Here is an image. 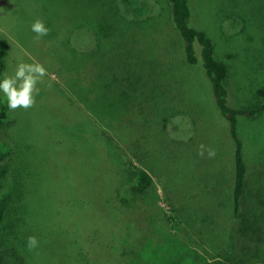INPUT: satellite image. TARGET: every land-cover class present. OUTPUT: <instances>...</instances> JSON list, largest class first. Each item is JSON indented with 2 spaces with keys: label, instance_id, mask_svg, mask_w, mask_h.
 I'll return each instance as SVG.
<instances>
[{
  "label": "rangeland",
  "instance_id": "obj_1",
  "mask_svg": "<svg viewBox=\"0 0 264 264\" xmlns=\"http://www.w3.org/2000/svg\"><path fill=\"white\" fill-rule=\"evenodd\" d=\"M243 2L191 0L193 26L210 35L217 57L231 68L227 87L234 108L264 106V94L257 93L264 92V45L252 39V14L234 6L224 20L216 19L222 6ZM37 18L50 29L39 40L31 31ZM0 39L5 45L0 80L14 75L19 62H38L47 70L35 105L8 109L0 130V234L12 231L17 237L23 229L22 241L36 237L32 263L83 262L84 249L61 226L77 227L95 248L102 247L97 241L103 233L120 225L105 194L113 181L112 163L134 161L127 146L141 147L140 136L157 173L147 162L155 187L145 201L154 213L143 219V227L160 243V252L147 245L136 250L128 228L117 227L115 245L136 250L131 262L125 261L213 264V244L219 243L236 253L239 264H264V227L246 234L241 219L233 220L234 143L203 69L186 60L168 0H0ZM88 65L95 87L90 96L72 74ZM0 100L6 101L2 92ZM79 108L111 134L107 120L121 118L124 154L105 151L103 136L79 123ZM139 113L154 122L141 125ZM238 129L249 167L244 202L251 206L264 185V113L241 117ZM208 150L215 155L209 157ZM122 174L133 182L131 173ZM216 197L211 207L203 204ZM112 254L118 263L119 253Z\"/></svg>",
  "mask_w": 264,
  "mask_h": 264
},
{
  "label": "trees",
  "instance_id": "obj_2",
  "mask_svg": "<svg viewBox=\"0 0 264 264\" xmlns=\"http://www.w3.org/2000/svg\"><path fill=\"white\" fill-rule=\"evenodd\" d=\"M168 1L171 7L173 22L183 40V50L186 60L188 64L199 66L203 69L210 83L215 104L228 124V131L234 143V185L231 195L233 220L235 222L237 219H241V229L244 233L248 234L249 228L256 232L255 227H264V223L262 222L264 220V197H262L264 195V185H260V188L257 189V194H254L253 199L258 198L254 205L248 206V203L246 201L244 202V199L249 185V167L245 159L243 141L239 135L238 127L241 117H259L264 113V106L261 104H254L242 108L231 107L227 87V80L231 68L227 63L217 57L215 43L210 35L206 31L193 26L194 14L191 0ZM234 6L237 8H242L241 6H243L247 9L248 14H252L253 19H250L248 24L251 26L252 30H254V36L252 39L254 42H261L264 45V0H247V2L236 5L227 3L226 6H222V10L219 11V15L216 16V19L224 20L225 17L232 14L233 9H235ZM66 54L67 53H64L63 55ZM4 55L5 45L0 39V69L3 64ZM58 61H60L61 66L62 63L65 64L60 56H58ZM61 68L64 69L63 66ZM72 74H75L78 77L82 86L81 88L85 91L84 93L86 96H90V93L92 94L95 91L93 85V71L90 65L79 67ZM257 93H262L263 95V89L259 90ZM78 110L80 114L83 115V117H81L83 119L79 123L87 126L89 133L94 130L96 133L101 134L105 139V151L106 147H111L118 153L124 154L126 150L120 146L121 144L123 146L125 145L123 138L121 137V118L109 117L107 120L110 128L114 131L111 134L109 131H105L99 125L93 123L91 115L87 112L88 110L85 108H79ZM7 112L8 107L6 101L0 100V130L8 117ZM136 112L137 111H132V116H136ZM142 112V114H146L144 110ZM142 114L139 113L137 116L138 118H140V115L142 117V119H140L141 125H148L150 124L149 121L154 122L153 119L148 120V118H144ZM111 121H113L115 125H113V122ZM139 142L142 146L138 149L135 146L136 144L128 145L127 148L132 152L133 158L135 157L134 161L140 162L146 167H138L132 160L130 162H119L115 164L111 162L114 166L113 170L115 171L112 175V184L110 187H106L107 191L105 194L120 219V225L115 223V228L112 230L115 231L117 227L128 228L129 241L132 242L136 250L147 245L156 252H160V243L151 237V233L146 226L143 227V219L148 218L154 213V209L148 206L145 201L147 192L155 187V180L147 170L148 165H152L155 173L156 171L154 165L151 163V159L154 158H151L150 148L144 147V143L140 136ZM121 147L125 151H123ZM123 172L131 173L133 182L130 183L125 181L122 176ZM127 187L130 188L128 189ZM127 192L129 195H126ZM216 199L217 197L210 200H202H204V205L211 207L214 205ZM210 211L211 210L208 209L207 213ZM60 229L73 235L75 240L84 249V257L82 258L83 262L81 264H105L103 262H106L107 264H128L135 256L136 250L133 251L132 249L130 252L121 251L119 246L115 245L118 241L115 236L116 234H114L112 230H106L107 232L105 231V234L103 233V236L101 237L102 240L97 241L98 245L102 247L97 249L94 247V240L89 241L86 237V232L77 229V227L73 228L67 226L65 228L64 226H61ZM18 231L19 232H16V235H19L17 237H15L14 232L12 231L0 234V264H35L32 263L31 260L33 255L30 253L31 249L28 247V242L22 241L24 230L22 229ZM233 237L234 228H230L229 234L226 235V238L229 239L230 242ZM262 238V240H264V236ZM216 245L213 244V246L216 247L217 252H214L213 254V264H239V257L236 253L225 248L226 244L223 247ZM24 251H28V254L26 255V253H23ZM114 251L119 253L118 263H116V259L112 254ZM125 259H130V261L127 263Z\"/></svg>",
  "mask_w": 264,
  "mask_h": 264
},
{
  "label": "clouds",
  "instance_id": "obj_3",
  "mask_svg": "<svg viewBox=\"0 0 264 264\" xmlns=\"http://www.w3.org/2000/svg\"><path fill=\"white\" fill-rule=\"evenodd\" d=\"M31 31L35 33L34 39L39 40L48 35L50 29L47 28L44 22L37 18L31 24ZM47 75V70L38 62L17 64L14 75L5 77L0 80V92L6 97L7 107L10 111L18 108L25 110L35 105V95L39 94L37 87L42 78ZM206 146H200V155L204 154ZM209 157H213L215 152L208 150ZM38 244L36 237H28V247L35 248Z\"/></svg>",
  "mask_w": 264,
  "mask_h": 264
}]
</instances>
